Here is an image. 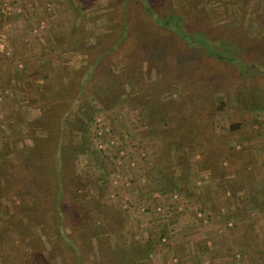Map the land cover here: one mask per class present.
I'll return each instance as SVG.
<instances>
[{"label":"rangeland","instance_id":"374dc122","mask_svg":"<svg viewBox=\"0 0 264 264\" xmlns=\"http://www.w3.org/2000/svg\"><path fill=\"white\" fill-rule=\"evenodd\" d=\"M0 45V264H264V0H0Z\"/></svg>","mask_w":264,"mask_h":264},{"label":"trees","instance_id":"16d2710c","mask_svg":"<svg viewBox=\"0 0 264 264\" xmlns=\"http://www.w3.org/2000/svg\"><path fill=\"white\" fill-rule=\"evenodd\" d=\"M142 7H143L144 15L147 17H150L156 25H158V26L160 25L161 27L170 28L171 30H173L175 33H177L182 39H184L187 42L195 41L194 39L197 38L196 42H198L203 48H205L209 55L216 57L218 60H222L223 58H225V54L223 55L222 53H218L217 51H215L213 49L212 45L208 42L207 36L198 35V37H195L194 39H190L188 37V35L185 31V25H184L185 20H184V17L180 13H175V14L169 16L168 18L165 19V21H160L159 19L157 20V18H154L153 10L151 9V7L148 4L145 5L144 2H142ZM81 10H82V8H81ZM122 22H123L122 19H119V20L115 19V26H117L118 29H121L123 31L121 37H119V38L117 37V39L115 40V42L118 44L122 41L123 37H126V35H127L126 30L128 27L126 26V24H124ZM218 54L221 55L220 58H219ZM89 68H91V67H89ZM88 70L89 71H86L84 73V82L85 83L89 80V77L91 75V69H88ZM92 71H93V68H92ZM114 82H118V79H112L111 83L113 84ZM182 118H183V116H182ZM186 122L187 121H185V123L183 124L184 127L186 126ZM184 127H183V129L185 130ZM100 155L102 158L105 156L103 154V152H101ZM51 166H52V163H51ZM51 168H53V166ZM53 169L56 170V168H53ZM19 172H21L23 174L24 171L19 169ZM57 200H58V198L56 199V201Z\"/></svg>","mask_w":264,"mask_h":264},{"label":"built area","instance_id":"2783aa9c","mask_svg":"<svg viewBox=\"0 0 264 264\" xmlns=\"http://www.w3.org/2000/svg\"><path fill=\"white\" fill-rule=\"evenodd\" d=\"M0 50H1V51L3 50V45H0Z\"/></svg>","mask_w":264,"mask_h":264}]
</instances>
